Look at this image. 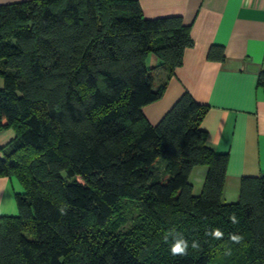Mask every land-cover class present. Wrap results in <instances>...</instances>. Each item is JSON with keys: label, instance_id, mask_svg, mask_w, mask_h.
Masks as SVG:
<instances>
[{"label": "trees", "instance_id": "16d2710c", "mask_svg": "<svg viewBox=\"0 0 264 264\" xmlns=\"http://www.w3.org/2000/svg\"><path fill=\"white\" fill-rule=\"evenodd\" d=\"M192 45L180 16L147 19L137 0L0 5V130L14 133L0 177L22 188L17 214L0 217V264H264V173L240 178L224 203L227 154L205 142L206 107L184 93L156 125L142 112L165 89L147 56L168 77ZM207 57L222 61V48ZM195 167L206 168L198 195ZM126 200L142 220L137 239L112 229ZM173 229L200 249L173 256L163 239Z\"/></svg>", "mask_w": 264, "mask_h": 264}, {"label": "crops", "instance_id": "0c3cea01", "mask_svg": "<svg viewBox=\"0 0 264 264\" xmlns=\"http://www.w3.org/2000/svg\"><path fill=\"white\" fill-rule=\"evenodd\" d=\"M28 0H0L1 4ZM147 19L180 16L193 45L182 63L166 77L159 59L149 54L146 65L156 81H165L163 95L142 108L156 125L184 93L206 107L200 128L207 146L227 154L222 201L238 199L239 180L264 173V90L257 83L264 72V0H137ZM221 47L224 59L207 57ZM2 81L0 80V88ZM14 137L0 130V147ZM1 156V153H0ZM205 167H195L189 182L201 190ZM22 188L13 177H0V217L17 214L15 194Z\"/></svg>", "mask_w": 264, "mask_h": 264}, {"label": "clouds", "instance_id": "9594fccd", "mask_svg": "<svg viewBox=\"0 0 264 264\" xmlns=\"http://www.w3.org/2000/svg\"><path fill=\"white\" fill-rule=\"evenodd\" d=\"M229 219L233 224L239 223V220L235 214H232ZM205 234L215 240H223L224 238V232L219 228H211L206 231ZM163 239L166 243H170V252L173 256H187L189 247H191L193 250H199L201 247L199 241L193 240L190 244L182 233L177 232L174 229L168 231L164 235ZM229 239L233 244L236 245H240L244 241V237L236 233H230ZM231 254L232 250L230 248L224 249L225 256H230Z\"/></svg>", "mask_w": 264, "mask_h": 264}, {"label": "rangeland", "instance_id": "374dc122", "mask_svg": "<svg viewBox=\"0 0 264 264\" xmlns=\"http://www.w3.org/2000/svg\"><path fill=\"white\" fill-rule=\"evenodd\" d=\"M194 187V192L199 193L200 190L196 183H194ZM141 221L136 205L131 200L123 201L111 218L112 229L127 235L130 239H137L140 236V232L137 231L141 228L139 226Z\"/></svg>", "mask_w": 264, "mask_h": 264}]
</instances>
